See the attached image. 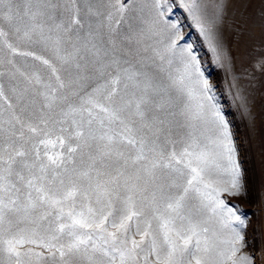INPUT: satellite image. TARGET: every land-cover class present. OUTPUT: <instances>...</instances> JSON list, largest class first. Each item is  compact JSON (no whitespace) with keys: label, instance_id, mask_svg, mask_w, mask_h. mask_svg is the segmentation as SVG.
<instances>
[{"label":"snow or ice","instance_id":"6c2138e0","mask_svg":"<svg viewBox=\"0 0 264 264\" xmlns=\"http://www.w3.org/2000/svg\"><path fill=\"white\" fill-rule=\"evenodd\" d=\"M194 9L193 2L198 20ZM128 10L121 0H0L9 29L0 27L8 52L0 64L10 66L16 101L0 81L10 111L6 119L0 114V251L7 264H225L239 251L237 228L245 222L221 199L239 187L228 121L213 106L208 143L188 131L205 120L202 101L212 99L198 57L179 44L176 25L155 45L142 28L114 26L115 13ZM11 37L48 55L21 51ZM17 56L39 65L21 70ZM177 57L181 75L173 74ZM193 76L198 90L187 89L180 113L186 135L176 140L172 92ZM221 157L233 176L224 188L209 179ZM189 200L212 215L226 213L220 223L234 237L218 259Z\"/></svg>","mask_w":264,"mask_h":264},{"label":"rangeland","instance_id":"374dc122","mask_svg":"<svg viewBox=\"0 0 264 264\" xmlns=\"http://www.w3.org/2000/svg\"><path fill=\"white\" fill-rule=\"evenodd\" d=\"M128 3L129 10L123 14L115 13L113 25L120 21V30L126 31L128 24L145 30V42L156 44L171 34V26H178L176 35L183 37L179 41L182 47L191 45L199 60V70L207 79L211 91V101H202L207 113L205 120L193 122L194 129L200 138L201 145L208 143L205 137L211 135V109L214 106L228 121L232 144L235 147V158L239 165L237 189L221 193V199L229 206H235L237 215L245 222V227L237 228L243 241L237 242L239 251L233 260L236 264H246L243 257H248L250 264H264V221L262 217L261 174L264 161V0H121ZM195 3V15L190 10ZM116 4L117 0H111ZM122 17V18H121ZM0 27L9 31L8 25L0 21ZM11 42L21 51H34L37 55L47 56L40 45L17 41ZM8 58L7 49L0 39V60ZM21 70L39 65L31 57L14 58ZM10 66L0 64V77L5 85V95L16 105L15 94L12 92V81L9 76ZM177 69L180 71L177 72ZM174 75L183 74L182 65L178 62L173 67ZM191 80L185 79L177 84L172 92L174 100L176 131L174 139L185 137L187 121L180 115L187 100V89L194 87ZM94 84L85 87L90 91ZM197 87L198 90V86ZM83 94V93H82ZM176 101V102H175ZM70 103H79L77 97L70 96ZM198 99L191 101L195 106ZM0 114L8 118L10 111L3 100H0ZM249 130V131H248ZM203 134V135H201ZM211 147V145H209ZM218 166L210 170V182L216 187H229L233 179L231 169L225 157L217 160ZM188 212L198 220L204 221L203 226L209 229L207 236L215 251L214 237H219L218 250L228 246L226 241L234 237V233L221 226V219L226 213L212 215L201 209L195 200H189ZM215 232V233H214ZM214 233V234H213ZM138 238V237H137ZM222 244V245H221ZM39 250V249H38ZM226 260L225 264H233ZM0 264H7V255L0 251ZM43 264H53L51 260ZM192 264H195L193 261Z\"/></svg>","mask_w":264,"mask_h":264},{"label":"bare ground","instance_id":"6f19581e","mask_svg":"<svg viewBox=\"0 0 264 264\" xmlns=\"http://www.w3.org/2000/svg\"><path fill=\"white\" fill-rule=\"evenodd\" d=\"M176 102V101H175ZM264 115V114H263ZM249 131V130H248ZM264 137V136H263ZM263 141V144H264V139L262 140ZM262 169V174H261V187H262V194H261V199H262V205H261V207H262V217H263V221H264V161H263V168H261ZM220 222V221H219ZM215 233V232H214ZM213 233V234H214ZM219 238V237H218ZM217 237H214V242H216L215 243V251H214V253H213V260H215V259H218L219 257L217 256V253L218 252H220V250H218V243H219V241L218 240H216V239H218ZM220 239V238H219ZM222 245V244H221Z\"/></svg>","mask_w":264,"mask_h":264}]
</instances>
